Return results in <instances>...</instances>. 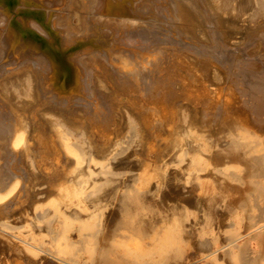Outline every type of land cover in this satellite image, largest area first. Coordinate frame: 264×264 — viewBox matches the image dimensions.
Listing matches in <instances>:
<instances>
[{
    "label": "rangeland",
    "instance_id": "obj_1",
    "mask_svg": "<svg viewBox=\"0 0 264 264\" xmlns=\"http://www.w3.org/2000/svg\"><path fill=\"white\" fill-rule=\"evenodd\" d=\"M0 1H4V0H0ZM5 1H6L5 3H7V4H8V2L10 3L9 7H12L11 9L13 10V12L12 11L8 12L10 15L15 16L16 10H19L22 7L23 9L28 10V12L30 11L29 13L31 16L37 15L38 16L37 20L39 22L42 21L43 23H46V17L48 15L51 14V20H52V19H54V16H56L57 13L59 12L58 8H53L51 6V2H49L47 0H38V1H36V0H24L25 3L23 2V0H21L22 1L21 3H18L17 0H5ZM80 1H84V0H80ZM75 2H78V0ZM3 3L4 2H0V8H1L0 9V15L1 16L6 11H8V9H9L7 6L3 5ZM14 5L18 6V8L15 7ZM74 5H78V4L75 3ZM13 6L15 7V10H14ZM25 6L27 8H25ZM75 7H77V6H75ZM63 9L67 12L66 8H63ZM2 11H3V13H2ZM158 15H159V18L157 17L155 19H153L150 15L146 16L145 17L146 18V25L144 26V28L127 30L126 32H124L122 37L119 38V41L115 42V44H114V46L116 48L115 52H111V53L116 54L118 52L120 54V56L123 59V63L126 64V67H124V68H123L122 64L117 61L118 58L116 56H115L116 59H114L115 61L110 63L108 60L105 61V59L102 56H100V54L105 55V54H103L104 52L101 53V51H103V50L99 49L100 51L99 50L94 51V52H96V53H94L93 51H91V47H89L88 50H86V47H88V46H86L84 48V51H87L88 53L86 52V53H83L82 55H87V57H85V56H84L85 58L83 56L81 57V61H82L81 64H84V65L80 64V66H81V68H83L82 69L83 72L84 71H86V72L91 71V72L87 73V75H89L88 78H85V77H76L75 78L74 77L75 78V79L73 78V80L75 81L74 86L70 85L65 89L60 88L59 87V85H60L59 80L61 79V77H57V79L59 78L58 82L56 80V82L54 83L53 86H51L50 82H48L49 79H46L47 87H46V89H44L41 85L43 80L40 77V73L38 71H36L37 69L29 66V67H25V69H28V68L32 69L31 75H33V78L30 77L31 80L29 79V81L31 83V86H33V85L34 86L31 88V90H34V91L36 90L37 92L36 91L30 92L34 95V97L32 94H30V96L31 95L32 96L30 97L28 95L29 98H26L27 96H25V99H22L23 97H21V99H14L13 98L14 96L12 94H6L5 92H3V95H2V91H3L2 86L6 83L5 81L7 79L4 80L6 77H0V86H1L0 87V93H1L0 98L5 102L4 103L0 99V106L3 103V108L1 106L0 109H2V110L7 109L6 110L7 112L10 109V112H11L13 110L14 106H17L13 110L14 113L13 112H11V113L6 112L7 115H3L5 112H3V114H2V110H0V115H2V117L0 118V126L5 125L4 127L2 126L1 129L2 128L8 129L10 127V123H9L10 121H11V127H13L11 129V130H13V133L16 130L15 129L16 127L19 129L20 128L22 129L23 122L27 123V128H28V129L26 128L27 129L26 131L21 133V135H20L21 138H20V140L17 141L16 146H12V145H10V143L8 145L9 149L10 148L14 149V151L11 149L10 150L13 151L15 156L18 155L19 156L18 158L12 157L11 159H13V160H11L9 158V160L11 162L10 161L8 162V161H4L5 155L3 156L2 154H0V156L2 155L4 157V160L3 159L1 160V158H0V166H2V169L0 167V170L8 168L7 170L6 169L5 170L10 172V173L8 172L9 176H8V174H5L3 171H1V172H3L2 174L0 172V177H1L0 179H3V182H4V184L0 187V207L2 208L1 209L2 211L0 210V214H2V217L0 215V217H1L0 220L4 221L6 224V226H0V264H58L59 263V262H56L57 260L54 259L51 255L52 254V248H53V247H51L53 244V242H51V240H52L53 234L50 233L51 230H49L50 228L48 226V220L46 218L47 221L45 223V220L42 217L37 218L38 217L37 213L44 211V209H46V213L51 212V210L53 209L52 208L53 202H60L59 206L64 207V209H65V207L67 206L66 205L67 201H65V203H64L63 200H65L66 198H64L63 196L65 195L64 193L67 190L72 188V186L74 185L73 183L76 181V179H75L76 178V174H75L76 172L74 169H75L77 163H80V161H77V158L75 157L76 156V150L69 143L72 141H65L66 143L60 141L62 143L59 145V143H58L59 141L56 140V137H57L56 134H58L60 129L56 130L57 126H55L54 122L53 123L49 122L52 119V118L48 119L50 117H54L55 115H57V116L59 115V116H61V118H56V119H60L59 122L62 123L63 125L65 124L64 126L67 125L66 126L67 128L75 126L74 129L79 128L77 130H80V129H81L80 131L84 130L82 132H85L84 134L87 136L90 146L91 147L93 146L94 149H93V147L92 148L90 147L91 148L90 149V152H91L90 156H92L91 157L92 162H89V160L87 159L86 160L87 162L81 161L82 162L81 165H84L86 163L87 164L93 163L92 165H94L97 160H93V159H97V158L96 157L93 158V156L94 155L100 156L99 150H102L101 148L103 146L104 147H107V145L109 146L111 144L112 138L114 139V137H117V139H118L119 137H121L122 136V130H120V129H122L123 126L121 127L120 125L121 124L123 125L125 123L126 117H129V116L132 117L131 126H134V129H135V126L138 125V128H139V129H137V127H136L137 130L135 129L137 131L136 133L137 134L139 133L138 137H137V141H136L137 145L134 147L135 151L132 149L133 147L130 148V151L127 149L126 154L124 152L123 153L124 155L123 154L121 155L122 157L120 156V157L114 158V160L118 159L119 160V161L117 160L118 162L113 161V159L112 160L109 159V157L107 159L102 157L100 159L101 161H99L100 164L102 163L104 165H108V163H109L110 166H112L116 163L118 164V165L116 164L112 167L107 166L108 170H109V168L114 170V171L120 170V172L122 170L123 173L122 172L120 173L119 171H117L121 174L120 175L121 177L118 175L119 173L118 174L115 173V179L117 176V178H119V179H117L116 181L118 183L120 181V183L118 184L117 182L114 181V183H116V185L114 183L112 184L114 187L115 186L117 187V184L121 185L128 178H130L129 172L137 170L139 168V166L141 167L140 164H142L143 166H146L144 164H148L147 169L149 170L150 173H149L147 182L148 183L151 182L152 185H154V184L156 185V183L157 184L160 183V180H159L160 175L158 174L159 175L158 176L157 172H156V166L158 167V165L160 167V168L158 167L160 170H158V168H157V171H163L166 173V175L171 174V173H173V174L178 173L179 165L177 163H178V159L182 158L181 152L187 151L189 149L188 147H186V144H185V142H187L186 140H188V139L186 137H182L181 141L183 139H185V141L179 142L181 136L179 137L178 133L176 131V128H178L176 126L180 125V122H179L180 117H178V116H180V113H182V111H180V110L177 111L178 107L179 108L182 107L181 109H184V115H185V117L187 116L186 118H187L188 122H190L192 125L196 126V128H198V129L201 128L202 131H206L207 133H210V134L212 133V135L216 134V132H219L220 125H221L220 123H222L224 120L225 122L226 121H229V122L233 121L232 123H234V122L237 123V125L242 127V129L244 128V130H246L248 132L250 131L251 134L255 133L254 135H256V136L258 135V137L264 139V28L260 29L258 33L254 34V36L249 35L246 37V38H250V39L245 40V37H244L243 38L245 40L244 41L242 38L237 37L238 40H237V38H235L236 40L234 38H232L231 42L229 43V41H230L229 39H231V38H229V36H227V35H224L223 33L218 34V32H217V35H215V36H218V37L214 36V38H213L212 34H216V31H217L216 28L213 29L211 27V29H209L206 25H204V26H206V28L204 27L203 29H205V30H203L202 29L203 24H202L201 19H198L197 22L192 23V25H191V23L184 24V25H186V27H184V30H181L183 35L182 34H180V36L175 35L173 32V28L180 29L179 24L176 23L174 20L172 21L171 19L165 18L163 16L162 10L160 8H158ZM38 18H40V19H38ZM199 20H201V22ZM73 22L74 21L72 20V24H74ZM161 23H163V26ZM188 24L190 26H192L193 28L189 27ZM194 24L196 25V27ZM36 25L41 29V25H38V24H36ZM186 28L187 29L190 28V29H188V33L186 31L187 30ZM195 28H196V30H198V29L201 30L203 33H200L199 30H198L199 34L195 33V32H197L195 30ZM1 29L2 28H0V30ZM206 29L211 31L212 33L210 32L211 34H209L208 33L209 31L206 33L205 32ZM194 30H195V32H194ZM2 31H4V30L2 29L0 32H2ZM40 31L42 32V29ZM213 31H214V33H213ZM193 33H194V35H193ZM207 34H209L210 37H207V36H209ZM114 35H116V34H114ZM186 35H187V37H186ZM198 35L202 36V38H203L202 41L200 38L201 36L199 37ZM204 35H206V36H204ZM87 36H88V34H87ZM188 36L190 37V39L188 38ZM81 37L82 36H80V38ZM216 38H218V40ZM226 38H228L227 39L228 41L226 40ZM222 39H223V41H222ZM239 39H242V41ZM192 40H194V41H192ZM214 40H216V41H214ZM215 42H217V43H215ZM238 43H240V44H238ZM233 44H235V45L230 47V45H233ZM198 45H199V47H198ZM211 45H212V47H211ZM215 46H217L218 48ZM205 48H207L206 51L204 50ZM92 49H94V48H92ZM89 51L91 52L90 54H89ZM206 52H208V53H206ZM3 54H5V53H2V55ZM91 54H93L94 57H95V54L96 55L98 54L99 56L98 55L96 56L97 57V58H95L96 60L95 59L92 60L94 57L91 56ZM88 56H89V58H88ZM101 58L104 60H101ZM86 59H88L87 62L89 64H86L87 63ZM99 59L101 60V62ZM20 60H21V58L19 59V61H16V59H14V58H12V56L8 55L5 59L0 60V70H3L2 68H4V67H10L11 68L13 66H17V65L23 63L24 60H22V61H20ZM90 60H92V61L89 62ZM83 61L86 63H84ZM92 62H94V63H92ZM90 66H91V68H90ZM208 66H210L209 67L210 69H212L211 67H214L212 69V71L208 68ZM215 67L217 68V70L219 72L217 70H214ZM92 68L95 70H93ZM206 70H209V72L211 71L210 75H212V73H213V75L211 77H209L208 76L209 72ZM37 73H38V75H37ZM38 77L40 79H37ZM24 78L25 77H19L21 82L25 81V79H27V77L25 79ZM82 78H85V79H82ZM32 79H34V80H32ZM87 79H89L90 81L89 80L86 81ZM11 80H14V79L12 78ZM11 80L9 79L7 82H9ZM38 80H39V82H38ZM80 80H81V82H80ZM91 80H94V81H91ZM35 81H37V82H35ZM91 82L93 84H91ZM81 83H83V84H81ZM35 84H36V86H35ZM84 84H86V85H84ZM90 86H91V88H90ZM93 86H95V87H93ZM87 87H89V89ZM33 88H35V89H33ZM51 88H52V91H49V90H51ZM82 89H84V92H82ZM91 89H92L93 93L91 92ZM38 90L40 93H38ZM46 90H48V92ZM86 90H89V93L88 92L86 93ZM45 91H46V93H45ZM80 91H81V93H80ZM55 92H56V94H55ZM43 93H45V94H43ZM50 94L54 95V96L50 97L49 96ZM62 94L64 97L62 96ZM73 94L74 95L76 94V95H75L74 99L72 100L70 96H72ZM94 94H96V96ZM4 95H5V97L2 98V96H4ZM47 95L49 98L47 97ZM56 95H58V97H60V99L62 97V99L61 100L57 99L58 97ZM83 95L86 96L85 99H84ZM67 96H68V99H66ZM80 96H82V97H80ZM92 97L94 100V101L92 100L93 104H92V102L90 103V102H87L88 100H86V99L90 98L89 100L91 101ZM54 98H55V100H54ZM9 99H10V101H9ZM34 99L36 101H33ZM37 99H38L39 104L37 103ZM70 99L72 101L66 102L67 104L65 102L61 103L62 101H67ZM19 100L21 103L19 102ZM56 100L57 101L59 100V102L61 104L60 103L57 104ZM107 100H109V103ZM14 101L17 103H15ZM116 101H119L120 104L118 105L119 102H116ZM6 102H7V104H6ZM30 103H31V105H28ZM112 103H113V105H112ZM8 104H9V106H8ZM65 104H66V106H65ZM96 104H97V106H96ZM36 105L37 106L39 105V106L37 107ZM24 106H26V108ZM30 106H31V108H30ZM64 106H65V108H63ZM93 106H94V108H93ZM32 107L34 108L33 111H32ZM35 107H37V108H35ZM18 108H22V109H20V111H18L19 110ZM26 109L28 112H32L33 114L27 113ZM15 111L17 112V114H19V112H22L24 114H22L19 117V115L21 113L19 115H17ZM64 111H65V114H64ZM53 112H56V113L51 114ZM59 112L61 115L59 114ZM9 113H10V116H8ZM28 114H29V116H28ZM115 114H116L117 118H116ZM33 115H34V118H33ZM47 115H48V118H47ZM14 117L16 118V122L19 125H20V123H22V126L21 125L19 126L15 122ZM21 118H23V119H21ZM122 118H124V120ZM17 119H19V120L17 121ZM26 119H27V121H26ZM62 119H63V121H62ZM121 119L123 121H120ZM20 120L22 122L19 123ZM230 120H232V121H230ZM114 121H116V122H114ZM1 122H3V124ZM69 122H70V124H69ZM120 122H122V123L118 124V125L115 124V123H120ZM217 123H219V124H217ZM7 124H8V126H6ZM28 124H29V127H28ZM53 124H54V128L51 127V126H53ZM71 124H73V125H71ZM105 125H106V127L104 130L105 131L107 130L106 132L102 129V127L104 128ZM217 125L219 128V129L217 128L218 131L216 129ZM99 126H101V127H99ZM98 127L101 129H99ZM173 128H174V130H173ZM213 128H214V131H213ZM19 129H17L15 131L16 135L18 134L17 131L22 132V130L21 129L19 130ZM101 130H102V132H101L102 134L99 133ZM108 130H110V131H108ZM112 130H113V133H112ZM119 130H120V134L118 132ZM54 131H57V132H54ZM54 133H55L56 137L53 136ZM109 134H111V135H109ZM175 134H177L176 136H178L177 137L178 139L176 138V140L174 139ZM23 135H24V137H23ZM59 135H60V132H59ZM59 137H57V139ZM103 138H105V141L103 140ZM138 138L141 139V141ZM23 140L25 142L27 141L26 143H28L29 145L31 144L30 146L27 144L30 147L29 151L31 152L30 154L32 155L31 161H33L32 162L33 165L30 167H27V165H26L27 163L25 162V160L23 161V158H20V152L23 151L22 148L24 147ZM60 140H62V139H60ZM138 140H139V142H138ZM174 140H175V142H174ZM1 141L2 140H0V142ZM108 142H109V144H108ZM171 142H174V143H171ZM176 143L178 145L180 143H181L180 145H183V143H184L185 146L179 145V147L182 149L181 150L180 148H178V145ZM211 143L215 145L214 142H210V143H208L209 146L204 144V145H206L205 147L202 146L200 149H198V152L200 151L199 153L201 155L200 156L201 159L199 160V158H198V161H200L198 163V167H200V168H198V169L200 171L201 170H203V171L199 172V170L197 169L196 173H193V175L196 178L207 180V184L209 187L207 188V190L205 192L202 191L199 188V186L195 183V179H194V176H192V174H191V176L190 175L188 176L184 172L178 173V174L184 173L183 175L180 174L178 176V174H177L178 179H179V180H177V181H179V182H177L178 184L174 183V185L172 184L173 186L170 185V188H163L157 192V194L155 196L156 200H153L156 203L155 208H158V206H159L158 209H160V211H161L165 208V206L167 207L166 209H168L169 207H172L175 210V212L177 214H179L178 215L179 218L180 217L184 218V220H182L183 218L181 219V221H184L183 222L184 224L182 223V225L185 227L190 226L192 229L190 228L191 232L189 231L188 233L182 235V237H183L182 241L183 242H180V244L177 245L174 249L173 248H170V250L168 249L169 252L167 250L165 252L166 253L165 256L163 254H162V256H159L160 258L158 256H155L153 259L148 261L147 264H150V262L154 263V264H180V263L181 264L182 263L183 264H215V263L216 264H236L235 261H231L230 259L225 257L223 255L224 254L223 252L219 253V251H217V250H218V248L219 249L221 248V245L223 246V244H224V246H225L226 243H229L232 240H234L233 242L236 245H239V244L241 245L244 242L247 243L248 238L245 236V233L248 231L247 229L253 224H256L255 227H261L262 226V228H261L262 231L261 230L259 231V235H263V236H260L261 244H260L259 238L257 239V241H255L256 239H252V240L248 239L250 241V242L248 241V243H247L248 244V250L249 249L251 250V251L249 250L250 252L248 251V253H249L248 256L252 257V256H254V254H257L258 256L264 257V248H263L264 247V234H262V232L264 230V225H263L264 224V221H263L264 220V209L262 212V210H260L258 208V207L261 208L262 206H264V201H261L262 198L264 200V197H261V196L259 197V195L254 192L256 195H258V197L256 196L257 198H254L255 195H254V193H252L253 190H252L251 186L249 185V181H246L248 178H246V180H245V177H247V174H245V173H247L245 162H243L242 159H239L238 157H235V156L229 157L228 155H219L216 152L213 153L215 151V146H214V149L212 152L213 145ZM142 144L144 145L146 150H145V148L142 149L143 148ZM210 144H211V146H210ZM32 145H33V147H31ZM57 145H59V146L55 147ZM175 145H176V147H175ZM60 146H62L63 148H61ZM173 147L177 148V150L178 149H180V150L177 151ZM185 147L187 148V150ZM137 148H139V149L137 150ZM131 149L136 153L135 157H134L135 154L133 153V151ZM3 150L0 149V151H1L0 153H2ZM205 150H207V151H205ZM208 150H211V151H208ZM138 151H139V153H138ZM175 152H176V154H175ZM207 152H210V154ZM130 153L133 154V156L132 155L129 156ZM201 153L204 156H202ZM174 154L176 155L177 160L174 159L175 158ZM126 155H127V157H126ZM159 155L162 157H160ZM70 156L73 158H71ZM154 156L156 157L157 160L155 159ZM170 156H172L173 158H171ZM226 156L229 157L230 159L228 158V160H226L227 159ZM128 157H130V158H128ZM132 157H133V159H132ZM217 157L218 158L221 157V159L218 160ZM231 157L232 158L234 157L235 159H239L240 163L238 162V160H234V158H233V160H234L233 161ZM120 158H121V160H120ZM206 158H207V160L211 159V158H213L214 160L211 159L207 162ZM223 158H224V160H223ZM104 159H106L107 161ZM130 159H132V160H130ZM137 159H138L139 164L137 163ZM139 159H140V161H139ZM158 159H160V160H158ZM167 159L168 160L173 159V160L172 161L170 160V164H169L166 162V161H168ZM202 159H204V160H202ZM6 160H8V158ZM14 160H16V161H14ZM201 160L204 162L206 160V162L202 163ZM109 161H111V162L113 161L115 163L112 162V164H111V162H109ZM132 161H134L133 164H132ZM156 161H158V162H156ZM227 161H229V163H227ZM146 162H148V163H146ZM171 162L173 164H171ZM222 162L225 163V166H227L226 167L227 169L224 168V165ZM231 162H234L233 165L236 164L235 166L239 167L237 169L235 167V170H233L234 172L232 171V168H234V166L231 164ZM151 163H152V165H151ZM160 163H162L163 165L165 164V168L163 170H161V169L164 166H162V164H160ZM209 163L213 164V165H210ZM122 164H124L126 167ZM131 164H132V166H131ZM73 165H74V168H73ZM128 165H129V167H127ZM133 165H134V167H133ZM217 165H219V168L217 167ZM222 165H223V167H221ZM117 166H119L121 168H119ZM205 166L206 167L209 166V168H210V166H213V167L215 166L218 169V171H220V167H221V170L223 169V171L224 170L225 171L224 172L220 171L219 173L218 172L216 173V172H214L216 170L215 167H214L215 170H213V167L210 168L212 173H215L216 175L218 174L217 176L214 174L215 177L213 176L214 178L211 179L212 174L210 172H208V169H207L208 167L204 168ZM231 166H232V168H231ZM113 167H115V168H113ZM244 167H245V169H243ZM228 168H229V170H228ZM126 169H128V170L124 172V170H126ZM112 170H109V171L111 172ZM151 170L154 171L153 175L151 173L152 172ZM170 170H172V171L170 172ZM73 171H74V173H73ZM226 171L230 172L231 175L234 173L235 174L233 176H231L228 174V172L226 173ZM14 172H16V174ZM241 172H243L245 176L242 175L243 173L241 174ZM154 173H156V174H154ZM204 173L206 174V176ZM221 173H222V175H220V176H223V177L219 176V174H221ZM207 174H208V176H207ZM227 174L229 177L227 176ZM240 174H241V176H240ZM235 175L237 177H235ZM183 176H186L185 179L179 178V177H183ZM238 176H239V178H242V179H239ZM151 177H153L154 180H151ZM157 178H159V179H157ZM219 178H221V181L222 180L223 181H222V183H219V185H218L217 182H218ZM235 179L237 180V183H236ZM7 180H9L8 183H7ZM73 180H75V181H73ZM122 180H124V182ZM180 180H183L188 184L185 183L186 185H184V182L180 181ZM210 180L212 182H210ZM227 180H229L231 184L228 183L229 181L227 182ZM238 180H240L241 183H239ZM209 182H210V184L214 182L212 189L213 188H215V189L213 191L210 188ZM223 182H225V183H223ZM233 182L235 184H233ZM246 182H247V184H246ZM262 182L264 183V180H262ZM180 183L184 186L180 185ZM5 184H6V186H5ZM181 187L185 190H183ZM217 187H219V189H217ZM113 188L112 187L108 188V190L111 191ZM179 188L181 189V191L182 190L183 191L181 192L180 190H178ZM221 189H222V191H221ZM108 190L106 192L107 194L109 192ZM189 190H191V191H189ZM198 190H201V195H200V191H198ZM247 190L248 191L251 190L250 193L252 195L251 194L250 195L252 196V198L254 200L251 199V196L248 194L249 192L247 193ZM196 191L198 192L197 194H196ZM222 192H224L225 194ZM226 192H227V194H226ZM107 194H105V197H103L105 200H106ZM215 194H217V195H215ZM247 194H248L249 198L246 199L245 195L247 196ZM222 195H224V196H222ZM215 196L216 197L218 196V197L216 198ZM241 196H243L242 197L243 200L239 199V201H238V198ZM244 197H245V199H244ZM197 198L199 200H202V201L213 198L215 200L214 203L215 202L217 203L219 201V206H218V204L215 203L217 205L215 207H217V208H215L214 211L212 210V208L210 210L212 220L206 222L204 220V218H202L203 215L201 213H198V211L194 209L191 202ZM260 198H261V200H260ZM69 200L70 201H68V203H67L69 206H70V204L71 205L72 204H75V205L78 204L77 207L74 205V209L77 212H79V215L82 214L81 216H84V215L86 216L88 213H90L89 210H91V209H88L89 207H87L83 202H81V201H80L81 203L78 202V200H76V198H74V199L71 198ZM255 202L257 205L254 204ZM103 203L106 205L105 206L103 205L104 206L103 209H100L103 206L97 208L98 210L96 209L97 211H99V210H101V211L96 213V216L94 218V222L96 224L98 223L99 227H102V228H99L97 226L99 231L101 229L100 234L98 236L99 238L102 235L104 236L107 233L108 227H110L112 225L113 218H114V215H112V213H113L112 206L105 203L104 201L102 202V204ZM172 203H174V204H172ZM243 203H245L246 206L243 205ZM248 203H249V205H248ZM160 204H162V205H160ZM236 204H238V207H239V205L242 204L243 208L245 206V208H244L245 210L242 209V206L240 207L241 209L236 208ZM227 205L230 206V207H228V209L230 208V210L226 209ZM252 205H255L259 209V211H261L262 213L259 212L258 209H257V211H255L256 207H253ZM161 206L163 207V209ZM232 206H234V207H232ZM83 207L86 208L85 210L88 213L86 211H83L84 210ZM176 208H179V210L182 213V216H181V213H178L179 210ZM231 208H233V209L235 208L234 210H232V211H234V213L231 211ZM248 208L251 211L247 210ZM94 210L95 209L91 210V214H95ZM240 210H242V211H240ZM64 211L68 212L70 210L65 209ZM93 211H94V213H93ZM248 211L250 212L249 215L247 214V213H249ZM212 214H213V216H212ZM259 215H261V217ZM256 216H257V218L253 220L252 218L256 217ZM258 216L262 219H260ZM46 217H47V215H46ZM248 219H252V221L249 220V223H248ZM201 220H203V221H201ZM259 220H261V222ZM196 221H198V222H196ZM192 222H194V223L192 224ZM210 222L212 223L211 226H210V224H211ZM251 222H252V224H251ZM199 223H201V224H199ZM30 224H32V225H30ZM189 224H191V225H189ZM193 225H195V226H193ZM204 226L206 229L204 228ZM207 227H208V229L209 228L211 229V227H212V229L211 230L209 229V231H208ZM213 227H214V229H213ZM103 228L105 230H103ZM194 228L197 230H194ZM27 229H29V230H27ZM243 229H244V231H243ZM24 230L25 231L27 230L29 233L32 231L31 234L32 233L35 234L36 237L33 236V234H32V236L36 240L33 242H30V244L21 243L22 241L18 239L19 238L18 232L24 231ZM75 231H77V223H74L73 228H70V230L67 233V235L70 236V238L72 240H77V238H76L77 234ZM206 231H208V233ZM217 231H219L220 234L216 233ZM198 234H200V235H198ZM233 234H236V237L235 236L231 237V236H233ZM241 235H243V236H241ZM16 236H18V238H16ZM103 236L101 238H103ZM199 237H201V238H199ZM216 238H217V240L216 241L214 240L213 241L214 243H212L211 239H216ZM243 240H245V241H243ZM201 243H202V246H201ZM209 243H211V244H209ZM254 243H255V246H254ZM257 243L260 245H258ZM203 247H204V249H203ZM213 247H214V250H213ZM203 250L204 251L206 250V251L204 252ZM255 250H257V251H255ZM260 250H261V252H260ZM212 251L216 252V254H215V252L213 253L215 255V256H213L214 259H213V257L210 260L208 258L205 259L206 257H204V256L211 253ZM258 251H259L260 255H259ZM254 252H256V253H254ZM199 253H201V254H199ZM80 256H81L80 260L82 259L81 260L82 262H86V264H89L87 262L88 260H87V257L85 254H82ZM215 257H217V258H215ZM154 260H156V262ZM207 260H209V261L207 262ZM212 260H214L216 262H213ZM131 263L141 264V262L136 263L135 261H131ZM131 263H129V264H131ZM145 263L146 262H143L142 264H145Z\"/></svg>",
    "mask_w": 264,
    "mask_h": 264
},
{
    "label": "bare ground",
    "instance_id": "obj_2",
    "mask_svg": "<svg viewBox=\"0 0 264 264\" xmlns=\"http://www.w3.org/2000/svg\"><path fill=\"white\" fill-rule=\"evenodd\" d=\"M17 1H18V3L22 2L21 0H17ZM36 1H38V0H36ZM47 1L51 2V6L53 8H58L59 12L57 13L56 16H54V19H52V20H51V14L50 15L47 14L48 16L46 17V23H43L42 21L39 22L37 20V17H38L37 15L31 16L29 13L30 11L28 12V10L23 9L22 7H21V9L16 10L15 16L10 15L8 12H11V11L13 12V10L11 9L12 7H9L10 3L9 2H8V4L5 3L6 2L5 0L0 1V2H4L5 4L3 3V5H5L9 8L8 11H6L2 16L0 15V28H2L4 30V31L0 32V60L5 59L8 55L12 56V58L16 59V61H19L20 58H21L20 61L24 60L23 63H21L17 66H13L11 68L10 67H4V68H2L3 70H0V77H6L4 80L7 79L5 81L6 83L2 80L5 83L2 86V90H3L2 95H3V92H5L6 94H12L14 96L13 97L14 99H21V97H23L22 99H25V96H27L26 98H29L30 94H32L30 92L36 91V90L35 91L31 90V88L34 85L31 86V83L29 81L30 77L33 78V75H31L32 69H30V68L25 69V67H29V66L37 69L36 71H38L40 73V77L43 80L41 85L44 89H46V87H47L46 79H49L48 82H50L51 86H53L54 83L56 82V80L58 82L59 78L57 79V77H61V79L59 80V84H60L59 87L65 89L70 85L71 86L75 85V81L73 80L74 77L75 78L76 77L88 78L89 75H87V73H90L91 71H89V72L84 71L85 72L84 73L82 70L83 68H81V66H80V64L82 63L81 57L82 56L87 57V55H82L83 53L87 52V51H84V48L86 46H88V47H86V50H88V48L91 47V51H93V52L98 51L99 49L103 50V51H101V53L104 52L103 54H105V55L100 54V56H102L105 59V61L108 60L110 63L115 61L114 59H116V57H117L118 58L117 61L122 64L123 68L126 67V64L123 63V59L118 52H117L118 54L117 53L116 54L111 53V52H115V49H116L114 46L115 42H118L119 38H121L122 35L124 34V32H126L127 30L144 28V26L146 25V18H145L146 16L150 15L153 19H155L157 17L159 18L158 8H160L162 10V14L165 18L171 19L172 21L174 20L176 23L179 24L180 29H175L172 27L174 34L178 35V36H180V34H182L181 30H184V27H186V25H184V24L191 23V25H192V23L197 22L198 19L202 20V24H203L202 29L204 27L206 28V26L209 29H211V27L213 29L214 28L217 29L216 34H212L213 38L215 35H217V32H218V34L223 33L224 35H227V36H229V38H231V39H229L230 40L229 43L231 42L232 38L235 39L237 37H240L242 39L245 37V40L250 39V38H246V37L249 35L254 36V34L258 33L260 29L264 28V0H84V1L78 0V2H75L77 0H47ZM23 2H24V0H23ZM75 3H77L78 5H74ZM75 6H77V7H75ZM15 7L18 8V6H15ZM15 7H14V10H15ZM25 8H27V7L25 6ZM63 8H66L67 12ZM2 13H3V11H2ZM38 19H40V18H38ZM72 20L74 21L73 22L74 24L76 23L75 25L72 24ZM201 20H199V21L201 22ZM36 24L41 25L42 32L40 31L41 29ZM161 24L163 26V23H161ZM204 25H206V26H204ZM189 27H192V26L189 25ZM195 27H196V25H195ZM188 29H190V28H188ZM188 29L186 30L187 33H188ZM195 30H196V28H195ZM195 30H194V32H195ZM198 30H196L197 32H195V33L199 34ZM203 30H205V29H203ZM199 31H200V33H203L201 30H199ZM208 31L209 30L206 29L205 32L207 33ZM210 32L211 31H209L208 33L211 34L212 32L211 33ZM86 33L88 34V36ZM213 33H214V31H213ZM114 34H116L117 36ZM209 34H207V35H209ZM193 35H194V33H193ZM80 36H82V37L80 38ZM198 36L200 37L201 35H198ZM204 36H206V35H204ZM186 37H187V35H186ZM207 37H210V35ZM215 37H218V36H215ZM188 38L190 39L189 36H188ZM200 38L202 41V39H203L202 36ZM216 39L218 40V38H216ZM227 39L228 38H226V40ZM242 39H239V40L242 41ZM237 40H238V38H237ZM192 41H194V40H192ZM214 41H216V40H214ZM222 41H223V39H222ZM215 43H217V42H215ZM240 43H238V44H240ZM234 45L235 44L230 45V47L234 46ZM198 47H199V45H198ZM211 47H212V45H211ZM215 47H217V46H215ZM92 48H94L95 50ZM206 49L207 48H205L204 50L206 51ZM2 53H5V54L2 55ZM90 53L91 52L89 51V54ZM94 53H96V52H94ZM206 53H208V52H206ZM97 55L95 54V57H94V55L91 54V56L94 57L92 60L97 58L96 57ZM88 58H89V56H88ZM104 59L101 58V60H104ZM87 60L88 59H86V62H87ZM92 60H90L89 62H91ZM101 60H100V62H101ZM86 62H84V63H86ZM92 63H94V62H92ZM86 64H89V63L87 62ZM81 65H84V64H81ZM209 67L210 66H208V68ZM90 68H91V66H90ZM211 68L213 69L214 67H211ZM212 69H210V70L212 71ZM93 70H95V69H93ZM214 70H217V68L215 67ZM206 71L209 72V70H206ZM211 71L208 74L209 77H211L213 75V73H212V75H210ZM37 75H38V73H37ZM19 77H25V78L27 77V79L24 78L25 81L21 82V80H20L21 78L19 79ZM12 78L14 80H11ZM85 78H82V79H85ZM9 79L11 81L7 82ZM34 79H32V80H34ZM37 79H40V78L38 77ZM88 80L89 79H87L86 81H88ZM91 81H94V80H91ZM35 82H37V81H35ZM38 82H39V80H38ZM80 82H81V80H80ZM81 84H83V83H81ZM91 84H93V83L91 82ZM84 85H86V84H84ZM35 86H36V84H35ZM93 87H95V86H93ZM87 88L89 89V87H87ZM90 88H91V86H90ZM33 89H35V88H33ZM46 91L48 92V90H46ZM46 91H45V93H46ZM49 91H52V88ZM82 92H84V89H82ZM87 92L89 93V90H86V93ZM91 92H92V89H91ZM38 93H40L39 90H38ZM45 93H43V94H45ZM80 93H81V91H80ZM55 94H56V92H55ZM73 95L70 96L72 100L74 99L76 94L74 96ZM84 95H83V97L85 99L86 96H84ZM94 95L96 96V94H94ZM49 96L52 97L54 95L50 94ZM56 96L58 97V95H56ZM62 96H63V94H62ZM4 97H5V95L2 96V98H4ZM33 97H34V95H33ZM47 97H48V95H47ZM80 97H82V96H80ZM57 99H60V97H58ZM61 99H62V97H61ZM66 99H68V96ZM71 99L67 100V101H62L61 103H63V102L66 103V102L72 101ZM89 99H86V100H88L87 102L91 103L93 100V97H92L91 101ZM54 100H55V98H54ZM9 101H10V99H9ZM33 101H36V100L34 99ZM107 101L109 103V100H107ZM19 102H20V100H19ZM116 102H119V101H116ZM15 103H17V102H15ZM37 103H38V99H37ZM56 103L57 104L60 103L59 100ZM6 104H7V102H6ZM66 104H65V106H66ZM92 104H93V102H92ZM119 104H120V102L118 103V105ZM28 105H31V103ZM112 105H113V103H112ZM1 106L3 108V103ZM1 106H0V108H1ZM8 106H9V104H8ZM26 106H24V107L26 108ZM65 106L63 108H65ZM96 106H97V104H96ZM16 107L17 106H14V108H16ZM37 107H35V108H37ZM14 108H13V110H14ZM22 108H18L19 109L18 111H20V109H22ZM30 108H31V106H30ZM93 108H94V106H93ZM181 108L178 107V110H177V111H179V110L182 111V113H180V116H178V117H180L179 118L180 119V121H179L180 125L176 126V127H178V128H176V131L178 133V136L179 137L181 136L179 142L181 141L182 137H186L188 139V140H186L187 142H185V144H186V147H188L189 149L187 150V148L185 147L187 151L181 152L182 158H179L180 160L178 159V163H177L179 165V169L177 168L178 173L184 172L188 176L189 175L191 176V174H192V176H194L193 173H196L197 169L200 168V167H198V163L200 162V161H198V158L200 160L201 155L199 153L200 151L198 152V149H200L202 146H204V147L206 145L209 146L208 143L214 142L215 145L211 143L213 145V148L211 147L212 152H213V149L215 146V151L213 153L216 152L219 155H228L229 157L235 156V157H238L239 159H242L243 162H245L246 170H247V173H245V174H247V177H245V180H246V178H248L246 181H249V185L251 186V188L253 190L252 193L255 192L256 194L259 195V197L260 196L264 197V183L262 182V180H264V139L258 137V135L257 136L254 135L255 133L251 134L250 131L248 132V131L244 130V128L242 129V127L237 125V123H235V122L232 123L233 122L232 120H230L232 122H229V121L225 122L223 120V122L220 123L221 124L220 129L218 128V125H217V127L215 126L216 129L217 128L219 129V132H216V134L212 135V133L210 134V133H207L206 131H202L201 128H200L201 129L200 130V129L196 128V126H194L190 122H188V120L186 118L187 116L185 117V115H184V109H181ZM33 109L34 108L32 107V111H33ZM0 110H2V109H0ZM4 110H2V114H3V112H5L3 115H7L6 114L7 109L5 111ZM13 110L11 112H13ZM8 112H10V109ZM26 112L33 114L32 112H28L27 109H26ZM60 112H59V114H60ZM10 113L8 116H10ZM54 113H56V112H53L51 114H54ZM16 114H17V112H16ZM19 114H17V115H19V117H20L24 113L19 112ZM64 114H65V111H64ZM28 116H29V114H28ZM56 116L57 115H55L54 117L48 118V115H47L48 119L52 118L50 121L49 120L48 121L50 123L54 122L55 126H57L56 130L60 129V131H59L60 135H59V132H58V134H56L57 137L60 136L58 138L59 140L57 139L55 133L53 134V136H55L56 140L59 141L58 142L59 145L65 141H72L69 143L76 150V156L75 157L77 158V161H80V163H77V165L74 169L76 172L75 173L76 178L74 177L76 179V181L73 180V181H75L74 183L72 182L74 185L72 186V188L67 190L64 193L65 195L63 196L64 198H66L65 200H63L64 203H65V201H67L66 202L67 206L65 205L66 206L65 209L70 210V211H68V212L64 211L65 210L64 207L59 206L60 202H53L52 203L53 209L51 210V212L46 213V209H44V211L37 213L38 214L37 218L42 217L45 220V223L48 220V226L50 228L49 230H51L50 233L53 234L52 235L53 237L51 236L52 237L51 242H53V244L51 246V247H53L51 255L54 259L57 260V261L55 260L56 262H59L60 264H86V262L81 261L82 259L80 260V257H81L80 255L85 254L87 257V260H88L87 262L89 264H129V263H131V261H135L136 263L141 262V264L143 262H146L145 264H147V262L150 261L151 259H153L155 256L159 257V256H162V254L165 256V254H166L165 252L168 249L169 250H170V248L174 249L177 245L180 244V242H183L182 241L183 240L182 235L188 233L192 228L190 226L185 227L182 225V223L184 221H181V219L183 217L179 218V216H178L179 214H177L172 207H169L168 209H166L167 207L165 206V208H164L165 210H164L163 207L161 206L163 210L160 211V209H158L159 206H158V208H155L156 203L153 200H156L155 196L159 190H161L163 188H170V185H172V184L174 185V183L179 182V181H177V180H179L178 176L180 174L183 175L184 173H180V174L171 173V174L166 175V173L163 171H157V168L159 167V165L157 164L158 167L156 166V172H157V175L158 174L160 175V179L159 178H157V179L160 180V183L157 184L155 182L156 185L154 183H153L154 185H152L151 182L150 183L147 182L148 176L150 173L149 170L147 169L148 164H144L146 166H143L142 164H140L141 167L139 166V168L137 170H134L132 172L128 171L129 175H130V178H128L129 180L127 179L128 181L126 180L124 182V180H122L124 183H122L121 185H118L120 183V181H119V183L116 181L119 178H117V176H116V179H115V173L118 174L120 172V170L114 171V170L109 168V170H112L110 172L107 169V166L108 167L110 166L109 163H108V165H104L102 163L100 164V162H99V161H101L100 159L102 157L106 158V159L109 157V159H111V160L113 159V161L118 162L119 160L118 159L114 160V158L120 157L124 152L126 154L127 149L129 151H130V148H132V147H133L132 148L133 150L135 149L134 147L137 145L136 141H137V137L139 134V133L138 134L136 133L137 132L136 130L139 128H138L137 124H136L137 126H135V129L137 127L136 130L134 129V126H131V124H132V117L131 116L126 117L125 123L123 125L121 124L122 122L115 123L117 125L121 124L120 125L121 127L123 126L122 129H120V130H122V136L119 137L118 139H117V137H114V139L112 138L111 144L109 146L108 145H107V147L103 146L101 148L102 150H99L100 156H97V155L93 156V158L94 157L97 158V159H93V160H97L94 165H92L93 163L92 164L86 163L84 165H81V163L83 161H86L87 159L89 160V162H92V160H91L92 156H90V154H91L90 149L93 146L92 147L90 146L89 140H88L87 136L84 134L85 132H82L84 130H82V131H80L81 129L77 130L79 128L74 129L75 126L67 128L66 127L67 125L64 126L65 124L63 125L62 123L59 122L60 119H56V118H61V116H59V115H58L59 117L58 116L56 117ZM115 116H116V114H115ZM1 117H2V115H0V118ZM33 118H34V115H33ZM116 118H117V116H116ZM19 119H17V121ZM21 119H23V118H21ZM63 119H62V121H63ZM122 119L124 120V118H122ZM122 119L120 121H123ZM26 121H27V119H26ZM15 122H16V118H15ZM20 122H22V121L20 120L19 123ZM114 122H116V121H114ZM1 123L3 124V122H1ZM9 123H10V127L8 129H6V128L1 129V127L3 125L0 126V140H2L0 142V149L1 150L4 149L3 150L4 153L2 152L0 154H2L3 156L5 155L4 156L5 160H4V157L2 155H1L2 157L0 156V158H1V160L3 159L4 161H8V162L10 161L9 158L11 159L12 157H14V158L19 157L18 155L17 156L14 155V153H13L14 149L13 148H10L13 151H11L8 148L9 143L12 146H16L17 141L20 140V138H21V136H20L21 133H23L24 131H26L28 129L27 123L23 122V127H22V129L20 128L22 130V132L17 131L18 134L16 135L15 131L19 128L14 127L16 130L14 129L15 131L13 133V130H11L13 128V127H11V121ZM54 124L51 127L54 128ZM69 124H70V122H69ZM217 124H219V123H217ZM20 125L22 126V123H20ZM71 125H73V124H71ZM6 126H8V124ZM28 127H29V124H28ZM99 127H101V126H99ZM105 127H106V125L104 126V128L102 127V129L104 130ZM99 129H101V128H99ZM218 129H217V131H218ZM120 130L118 131L119 134H120ZM173 130H174V128H173ZM108 131H110V130H108ZM213 131H214V128H213ZM54 132H57V131H54ZM101 132H102V130L99 133H101ZM112 133H113V130H112ZM111 134H109V135H111ZM176 135L177 134H175V136H174L175 140L178 137ZM23 137H24V135H23ZM60 139H62V140H60ZM103 140L105 141V138H103ZM139 140L141 141V139H139ZM139 140H138V142H139ZM175 140H174V142H175ZM60 141H62V142H60ZM184 141H185V139H183L181 142H184ZM26 142L23 140L24 147L22 148L23 151L21 150L22 152H20V158H23V161L25 160V162L27 163L26 164L27 167H30L33 165L32 164L33 161H31L32 155L30 154L31 152L29 151V148H30L29 146L31 144L29 145ZM174 142H171V143H174ZM108 144H109V142H108ZM204 144H206V145H204ZM211 144H210V146H211ZM59 145H57L55 147H58ZM179 145H178V148H180ZM183 145H184V143H183ZM183 145H180V146H183ZM31 147H33V145ZM60 147L63 148L62 146H60ZM175 147H176V145H175ZM139 148H137V150ZM144 148L145 147L143 145L142 149H144ZM93 149H94V147H93ZM174 149L177 150V148H174ZM180 149H178L177 151H179ZM145 150H146V148H145ZM134 151H133V153L135 154L134 155V157H135L136 153ZM139 151H138V153H139ZM205 151H207V150H205ZM208 151H211V150H208ZM207 153L210 154V152H207ZM175 154H176V152H175ZM131 155L133 156V154L130 153L129 156H131ZM202 156H204V155L202 154ZM126 157H127V155H126ZM160 157H162V156H160ZM170 157L173 158L172 156H170ZM229 157H227L226 160H228ZM7 158H8V160H6ZM71 158H73V157H71ZM128 158H130V157H128ZM233 158H232V160H233ZM106 159H104V160H106ZM132 159H133V157H132ZM132 159H130V160H132ZM155 159H156V157H155ZM174 159H176V155H175ZM211 159L214 160L213 158H211ZM211 159L207 160V158H206L207 162ZM219 159H221V157L218 158V160ZM239 159L234 158V160H238V162L240 163ZM11 160H13V159H11ZM120 160H121V158H120ZM158 160H160V159H158ZM170 160H168L169 162L168 161H166V162L170 164ZM202 160H204V159H202ZM206 160H205V162H206ZM223 160H224V158H223ZM14 161H16V160H14ZM139 161H140V159H139ZM229 161H227V163H229ZM109 162H111V161H109ZM112 162H111V164H112ZM133 162L134 161H132V164H133ZM156 162H158V161H156ZM205 162L202 161V163H205ZM224 162H222L224 165V168L227 169L226 168L227 166H225L226 162L225 163ZM113 163H115V162H113ZM137 163L139 164L138 159H137ZM146 163H148V162H146ZM152 163H151V165H152ZM162 163H160V164H162ZM233 163L234 162H231L232 165H233ZM116 164H114V165H116ZM132 164H131V166H132ZM171 164H173V163L171 162ZM114 165H112V166H114ZM122 165H124V164H122ZM210 165H213V164H210ZM223 165L221 167H223ZM235 165L236 164L233 165L234 168H232V166H231L232 171L235 170V167H236V169L239 168L238 166H235ZM112 166H110V167H112ZM162 166H164V167L161 170H163L165 168V164L164 165L162 164ZM0 167L2 169V166H0ZM117 167H119V166H117ZM127 167H129V165ZM133 167H134V165H133ZM207 167L205 166L204 168H207L208 172H210L212 174L211 179L214 178L216 174L212 173L210 170V168H212L213 166H210V168H209V166H207ZM214 167H213V170H215ZM217 167L219 168V165H217ZM221 167H220V171H223V169L221 170ZM73 168H74V165H73ZM113 168H115V167H113ZM119 168H121V167H119ZM159 168H158V170H160ZM5 169L7 170L8 168H5ZM5 169L0 170V172L3 171L5 174H8V176H9L10 172L6 171ZM243 169H245V167ZM127 170L128 169L124 170V172ZM228 170H229V168H228ZM117 171H119V172H117ZM151 171H152L151 173L153 175L154 171L153 170H151ZM171 171L172 170H170V172ZM201 171H203V170H201ZM201 171L199 170V172H201ZM220 171H218V169L216 168V170L214 172L219 173ZM3 172H1V174ZM121 172H122V170H121ZM227 172L228 171H226V173ZM14 173L16 174V172H14ZM73 173H74V171H73ZM120 173L118 174L119 176L121 175ZM222 173L219 174V176L222 175ZM242 173L243 172H241V174ZM154 174H156V173H154ZM177 174H178V176H177ZM228 174L231 175L230 172H228ZM228 174H227V176H228ZM234 174H232L231 176H233ZM241 174H240V176H241ZM242 175H244V173ZM205 176H206V174H205ZM207 176H208V174H207ZM185 177L186 176L179 177V178L185 179ZM220 177H223V176H220ZM235 177H237V176L235 175ZM238 178H239V176H238ZM194 179H195V183L199 186V188L205 192L207 190V188L209 187L207 184V180L206 179H204V180L199 179V178H196L195 176H194ZM239 179H242V178H239ZM151 180H154L153 177H151ZM183 180H180V181H183ZM219 180L221 181V178H219ZM219 180L217 182L218 185H219V183H222V181H223L222 180L220 182ZM114 181L118 183L117 187L116 186L114 187L112 185L114 183ZM228 181L229 180H227V182ZM8 182H9V180H7V183ZM183 182H184V185L188 184L185 181H183ZM210 182H212V181L210 180ZM210 182H209V185H210L211 190L213 191L215 189V188L212 189L214 182L211 184H210ZM238 182L241 183L240 180H238ZM223 183H225V182H223ZM228 183H230V181ZM236 183H237V180H236ZM3 184H4L3 179H0V187ZM114 184L116 185V183H114ZM233 184H235V183L233 182ZM246 184H247V182H246ZM180 185H182V184L180 183ZM184 185H182V186H184ZM5 186H6V184H5ZM111 187L112 188L114 187V188L111 191L108 190V188H111ZM217 189H219V187H217ZM107 190L109 191L108 194L106 193ZM178 190L181 191L180 188ZM183 190H185V189H183ZM201 190H198V191H200V195H201ZM248 190H247V193L249 192L248 194L250 195L251 190L250 191H248ZM189 191H191V190H189ZM221 191H222V189H221ZM197 193L198 192L196 191V194ZM222 193H224V192H222ZM255 193H254V195H255L254 198H257L258 195H256ZM105 194H107L106 195L107 201L103 198V197H105ZM226 194H227V192H226ZM248 194H247V196L245 195L246 199L249 198ZM215 195H217V194H215ZM222 196H224V195H222ZM242 197L243 196L239 197L238 201H239V199H242ZM245 197H244V199H245ZM71 198H73V199L76 198V200H78V202H80V201L83 202L87 207H89L88 209H91V210L95 209L94 210L95 214H91V210H89L90 213H88L85 210L86 208L83 207L84 208L83 211H86L88 214L86 216L85 215L81 216L82 214L79 215V212H77L74 209L75 204L71 205L69 203L70 206L67 204L68 201H70L69 199H71ZM251 199L254 200L252 198V196H251ZM260 200H261V198H260ZM103 201L112 206V208H113L112 211L114 213V214L112 213V215H114V218H113L112 225L110 227H108L107 233L104 236L102 235L103 238H101L102 236L99 238L98 236L100 234L101 229L99 231L98 223L96 224L94 222V218L96 216V213L101 211V210L97 211L98 210L97 208L102 207L103 205L104 206L106 205L104 203L102 204ZM214 201L215 200L213 198L207 199L205 201L199 200L197 198V199H194L191 203H192V206L194 207V209L197 210L198 213H201L203 215L202 218H204V220L206 222H208V221L212 220L211 219V213H210L211 208L214 211V209L217 208V207H215V206H217L216 204H218V206H219V201L217 203L215 202L216 204L214 203ZM261 201H264L263 198ZM245 203H243V205H245ZM172 204H174V203H172ZM254 204L257 205L256 202ZM77 205H75V206L77 207ZM160 205H162V204H160ZM248 205H249V203H248ZM255 205H252V206L256 207ZM104 206L100 209H103ZM241 206H242V204L239 205V207H238V204H236V208L241 209L240 208ZM245 206H244V208H245ZM228 207H230V206L227 205L226 209L230 210V208L228 209ZM232 207H234V206H232ZM262 207L261 208L258 207V208L260 210H262V212H263L264 206H262ZM244 208L242 206V209H244ZM249 208L247 210L251 209V208L250 209ZM258 208L256 207L255 211H257ZM1 209L2 208L0 207V210ZM176 209L179 210V208H176ZM234 209L231 208V211ZM259 209H258V211H259ZM94 211H93V213H94ZM240 211H242V210H240ZM232 212L234 213V211H232ZM259 212H261V211H259ZM178 213H181V211L179 210ZM247 214L249 215L250 212ZM0 215L2 217V214H0ZM46 215H47V217H46ZM181 216H182V213H181ZM212 216H213V214H212ZM259 216L261 217V215H259ZM46 218H47V220H46ZM256 218H257V216L253 217L252 219L254 220ZM252 219H248V223H249V220L252 221ZM260 219H262V218H260ZM182 220H184V218ZM201 221H203V220H201ZM259 221L261 222V220H259ZM196 222H198V221H196ZM74 223H77V231H75L77 234V236H76L77 240H72L70 238V236L67 235L70 228H73ZM193 223L194 222H192V224ZM199 224H201V223H199ZM251 224H252V222H251ZM30 225H32V224H30ZM189 225H191V224H189ZM211 225H212V223L210 224V226ZM0 226H6L5 222L0 220ZM193 226H195V225H193ZM255 226H256V224L251 225L247 229L248 231L245 233V236L249 240L256 239L255 241H257L258 238L260 240V236H263V235H259V231L260 230L262 231V229H261L262 226L261 227H255ZM99 228H102V227H99ZM204 228H205V226H204ZM207 229H208V227H207ZM209 229H208V231H209ZM211 229H212V227H211ZM213 229H214V227H213ZM27 230H29V229H27ZM27 230L18 232L19 238H18V236H16V238L21 240L22 241L21 243H23V244H30V242H33L36 240L33 237V236H35V234L32 233L33 234V236H32V234H31L32 231L29 233ZM103 230H105V229L103 228ZM194 230H197V229L194 228ZM208 231H206V232L208 233ZM219 231H217L216 233L220 234ZM243 231H244V229H243ZM263 232H264V230H263ZM263 232H262V234H264ZM198 235H200V234H198ZM234 236L236 237V234H233V236H231V237H234ZM241 236H243V235H241ZM199 238H201V237H199ZM248 239H247V243L249 241ZM211 240H212L211 242L214 243L213 241L214 240L216 241L217 238L211 239ZM233 241L234 240L230 241L229 243H226L225 246H224V244H223V246L221 245V248L220 249L218 248L217 251H219V253L223 252L224 253L223 255L225 257H227L231 261H235L236 264H264V257L263 256H258L257 254H254V256H252V257L248 256L249 255L248 251L250 249L248 250V244L247 243L242 242L243 244L236 245ZM243 241H245V240H243ZM209 244H211V243H209ZM260 244H261V240H260ZM260 244H258V245H260ZM201 246H202V243H201ZM254 246H255V243H254ZM203 249H204V247H203ZM169 250H168V252H169ZM213 250H214V247H213ZM255 251H257V250H255ZM214 252L213 251L211 253L208 252L209 254L204 256V257H206L205 259L208 258L210 260L213 256H215L213 254ZM260 252H261V250H260ZM201 253H199V254H201ZM254 253H256V252H254ZM258 253H259V251H258ZM215 254H216V252H215ZM259 255H260V253H259ZM215 258H217V257H215ZM213 259H214V257H213ZM156 260H154V261L156 262ZM209 260H207V262ZM212 261L216 262L214 260H212ZM131 264H134V263H131ZM150 264H154V263L150 262Z\"/></svg>",
    "mask_w": 264,
    "mask_h": 264
}]
</instances>
